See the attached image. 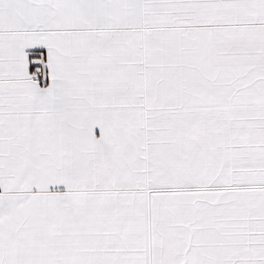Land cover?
Returning <instances> with one entry per match:
<instances>
[{"label":"snow or ice","instance_id":"1","mask_svg":"<svg viewBox=\"0 0 264 264\" xmlns=\"http://www.w3.org/2000/svg\"><path fill=\"white\" fill-rule=\"evenodd\" d=\"M0 264H264V0H0Z\"/></svg>","mask_w":264,"mask_h":264}]
</instances>
